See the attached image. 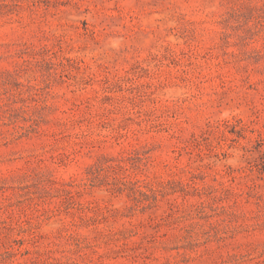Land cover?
<instances>
[{"label":"rangeland","instance_id":"obj_1","mask_svg":"<svg viewBox=\"0 0 264 264\" xmlns=\"http://www.w3.org/2000/svg\"><path fill=\"white\" fill-rule=\"evenodd\" d=\"M0 264H264V0H0Z\"/></svg>","mask_w":264,"mask_h":264}]
</instances>
